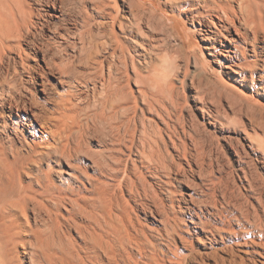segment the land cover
Returning a JSON list of instances; mask_svg holds the SVG:
<instances>
[{
  "label": "bare ground",
  "instance_id": "bare-ground-1",
  "mask_svg": "<svg viewBox=\"0 0 264 264\" xmlns=\"http://www.w3.org/2000/svg\"><path fill=\"white\" fill-rule=\"evenodd\" d=\"M128 1L0 0V264H264V0Z\"/></svg>",
  "mask_w": 264,
  "mask_h": 264
},
{
  "label": "rangeland",
  "instance_id": "rangeland-1",
  "mask_svg": "<svg viewBox=\"0 0 264 264\" xmlns=\"http://www.w3.org/2000/svg\"><path fill=\"white\" fill-rule=\"evenodd\" d=\"M126 1V3H128L129 1L128 0H124V2ZM128 1V2H127ZM139 1H142V3H145V5L147 6V5H149L150 3H153V0H139ZM121 3H123V1L121 2ZM171 22H174V24H175V26H176V29H177V31L179 32V34H180V36L186 41L188 38H189V41H190V44H188L189 45V47L190 48H188V50L189 51H193V50H195V49H197L198 47H195V45H194V42H195V40H194V38H192L189 34H188V31H187V27L186 26H184L182 23H180L176 18H173V17H171V20H170ZM195 48V49H194ZM189 104H191V101L189 102ZM228 128H226V133H224L225 135H228V134H230V135H234V133H233V129H234V127H233V125H230V124H228V125H226ZM229 132V133H228ZM233 133V134H232ZM217 135H218V137L220 138L221 137V134L220 133H217ZM221 143H222V141H220Z\"/></svg>",
  "mask_w": 264,
  "mask_h": 264
}]
</instances>
